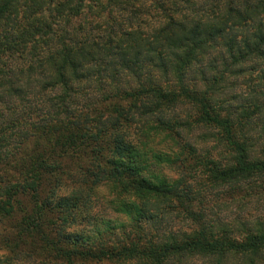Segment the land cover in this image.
Listing matches in <instances>:
<instances>
[{
  "label": "trees",
  "instance_id": "16d2710c",
  "mask_svg": "<svg viewBox=\"0 0 264 264\" xmlns=\"http://www.w3.org/2000/svg\"><path fill=\"white\" fill-rule=\"evenodd\" d=\"M205 192L264 193V0H0V264H264Z\"/></svg>",
  "mask_w": 264,
  "mask_h": 264
},
{
  "label": "rangeland",
  "instance_id": "374dc122",
  "mask_svg": "<svg viewBox=\"0 0 264 264\" xmlns=\"http://www.w3.org/2000/svg\"><path fill=\"white\" fill-rule=\"evenodd\" d=\"M259 82L257 73L252 75H246V77H239L234 81L235 86L231 88L230 93H246L248 85H255ZM91 92V89H88ZM96 92V91H93ZM184 108L180 106L179 111H183ZM195 134L200 135L199 132H195ZM214 142L206 141V142H198L197 147L198 150L206 149L208 150ZM258 143V142H257ZM214 152V151H213ZM99 190V196H103L107 194L106 188L101 187ZM220 192H214L213 194H209L205 192V201L209 203V205H213L214 202L216 206L213 207V214H211L210 219L212 220H220L222 223H230L233 221H244L245 222H255V221H263L264 222V193L255 194H244V195H234L233 198L230 196H218ZM243 196V197H242ZM9 256V251L6 249H2L0 251V257L5 258Z\"/></svg>",
  "mask_w": 264,
  "mask_h": 264
}]
</instances>
